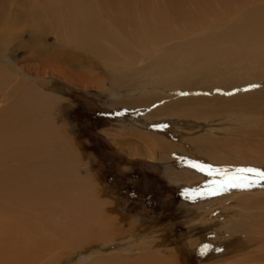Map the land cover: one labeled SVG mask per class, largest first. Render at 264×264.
Here are the masks:
<instances>
[{
	"label": "bare ground",
	"instance_id": "bare-ground-1",
	"mask_svg": "<svg viewBox=\"0 0 264 264\" xmlns=\"http://www.w3.org/2000/svg\"><path fill=\"white\" fill-rule=\"evenodd\" d=\"M215 1L218 4L211 0H0V264H171L157 249L146 252V243L127 247L108 243L106 239L116 235L118 218L97 183L78 175L66 152L57 154L65 135L49 119L55 99L40 91L41 83L29 86L8 71L17 68L13 52L28 34L37 45H44L49 36L62 42L58 58L64 62L70 61L68 45L94 54L105 66L117 60L131 64L132 59H147L142 70L147 78L137 85L140 90L122 84L123 92L152 89L161 94L159 98L188 93V88L196 87L197 77L206 79L207 90L221 92L264 84V0ZM257 3L262 6L255 7ZM155 95L137 102L157 101ZM232 100L240 108L238 121L247 136L261 139L264 90ZM141 138L147 152L162 145L173 150L176 145L157 137ZM208 145L201 146L203 151ZM247 152L264 164V141ZM129 155L156 158L153 153L140 157L137 150ZM178 180L180 175L172 181ZM262 204L259 211L242 215L245 220L231 234L223 235L224 246L217 249L224 252L209 264H264V221L255 219L264 216ZM229 235L234 238L228 240ZM123 252L127 256L120 255Z\"/></svg>",
	"mask_w": 264,
	"mask_h": 264
},
{
	"label": "rangeland",
	"instance_id": "rangeland-1",
	"mask_svg": "<svg viewBox=\"0 0 264 264\" xmlns=\"http://www.w3.org/2000/svg\"><path fill=\"white\" fill-rule=\"evenodd\" d=\"M257 6L262 5L257 3ZM43 44H35L25 34L13 52L18 66L8 72L29 86L41 83L40 91L55 99L49 119L65 135L64 147L57 154L66 152L77 174L97 183L110 212L118 218L114 221L118 228L116 235L106 239L108 243L117 242L125 247L146 243L147 248H143L146 252L157 249L171 264L214 262L224 252H215L221 240L245 220L242 215L259 211L257 206H263L264 187L231 189L218 195L193 196L190 192L186 198V189H205L213 179L192 168L189 161L221 169L264 170V164L247 152L254 143L264 141V136L263 140L247 136L246 127L238 121L240 108L236 101H231L245 92L264 90V84L221 92L219 88L207 90L206 79L197 77L193 82L196 87L187 89L189 94L159 98L161 94L152 89L123 92L119 85L136 87L146 81L142 70H146L147 59H132L131 64L117 60L105 66L94 54L68 45L66 58L74 59L64 62L58 58L62 42L49 36ZM84 84L91 87L85 88ZM152 94L159 99L140 102L141 105L137 102ZM141 136L157 137L162 143L171 141L179 151L162 145L147 152ZM203 143H209L204 151ZM133 150L140 157L153 153L156 158H131L129 152ZM179 175L181 181L173 182ZM248 205L255 207L240 210ZM255 219L264 221V216ZM230 236L228 240L234 238ZM193 241L198 242L197 247L191 245ZM205 244L210 248L202 256L200 248Z\"/></svg>",
	"mask_w": 264,
	"mask_h": 264
},
{
	"label": "snow or ice",
	"instance_id": "snow-or-ice-1",
	"mask_svg": "<svg viewBox=\"0 0 264 264\" xmlns=\"http://www.w3.org/2000/svg\"><path fill=\"white\" fill-rule=\"evenodd\" d=\"M252 87H257L253 85ZM186 94V93H182ZM230 94V93H229ZM192 168L197 169L202 173H206L213 179L206 185L205 189L202 190H185V197L189 198L191 192L195 195H218L223 192H227L231 189L247 190L254 186L264 187V170L257 168H237L221 169L214 168L212 165H205L199 162L189 161ZM255 177V179L253 178ZM210 248L209 245L205 244L200 248V254L206 255V251ZM217 251H223V249H216Z\"/></svg>",
	"mask_w": 264,
	"mask_h": 264
}]
</instances>
